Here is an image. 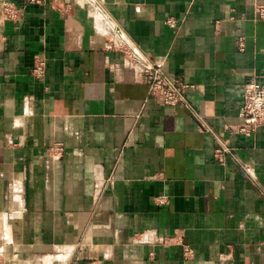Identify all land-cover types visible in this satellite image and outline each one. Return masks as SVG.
Segmentation results:
<instances>
[{
    "label": "crops",
    "instance_id": "crops-1",
    "mask_svg": "<svg viewBox=\"0 0 264 264\" xmlns=\"http://www.w3.org/2000/svg\"><path fill=\"white\" fill-rule=\"evenodd\" d=\"M7 1L20 11L0 17V264H264V123L233 130L246 83L264 86V0ZM116 40L181 77L238 160L214 159L185 105L150 98L105 48Z\"/></svg>",
    "mask_w": 264,
    "mask_h": 264
},
{
    "label": "built area",
    "instance_id": "built-area-1",
    "mask_svg": "<svg viewBox=\"0 0 264 264\" xmlns=\"http://www.w3.org/2000/svg\"><path fill=\"white\" fill-rule=\"evenodd\" d=\"M26 1L31 3L38 2V0ZM19 11L18 6L14 2L6 0L1 3L0 17L6 20H16L19 17ZM256 13L257 17L264 22V5H259ZM176 22L174 18L167 20V24L171 27H176ZM116 41L115 44L106 43L105 48L126 55L129 65L135 69L140 80L148 86L150 98L156 100L164 107L185 105L202 122L204 130L216 138L218 147L215 150L214 159L224 164L226 156L231 155L238 160L237 151L223 142L204 122L202 117L198 113H195L194 109L188 104L186 93L190 86L181 77L169 75L163 66L151 63L137 49L125 46L121 41ZM243 47L244 45L241 41L240 48L242 49ZM45 73L46 63L40 60L34 66L33 75L37 79H42ZM240 117L242 123L234 127L233 130L246 138H252L264 123V86L253 79L249 80L244 87ZM243 168L246 169L245 167ZM168 201V195H161L154 199L155 204L158 206L166 205Z\"/></svg>",
    "mask_w": 264,
    "mask_h": 264
},
{
    "label": "bare ground",
    "instance_id": "bare-ground-1",
    "mask_svg": "<svg viewBox=\"0 0 264 264\" xmlns=\"http://www.w3.org/2000/svg\"><path fill=\"white\" fill-rule=\"evenodd\" d=\"M116 25V24H115ZM126 39V38H125Z\"/></svg>",
    "mask_w": 264,
    "mask_h": 264
}]
</instances>
